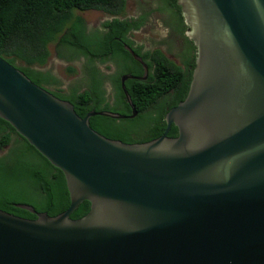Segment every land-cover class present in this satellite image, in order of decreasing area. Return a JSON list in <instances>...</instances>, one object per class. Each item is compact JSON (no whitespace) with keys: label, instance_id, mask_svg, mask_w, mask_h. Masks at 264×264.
<instances>
[{"label":"water","instance_id":"1","mask_svg":"<svg viewBox=\"0 0 264 264\" xmlns=\"http://www.w3.org/2000/svg\"><path fill=\"white\" fill-rule=\"evenodd\" d=\"M196 49L187 97L126 144L0 57V119L66 180L57 217L0 210V264H264V0H176ZM146 71L147 66L127 48ZM175 126L178 136L168 137ZM90 211L72 214L84 203Z\"/></svg>","mask_w":264,"mask_h":264},{"label":"trees","instance_id":"2","mask_svg":"<svg viewBox=\"0 0 264 264\" xmlns=\"http://www.w3.org/2000/svg\"><path fill=\"white\" fill-rule=\"evenodd\" d=\"M173 7L181 13L180 7ZM102 11L119 17L125 13V0H0V57L16 66L32 82L41 87L36 80L35 66H44L50 57L49 46L56 42L71 43L86 55L96 56L91 50L92 39L85 35V22L74 14L76 11ZM183 16L180 17V20ZM144 22L141 18L135 24L119 19L106 23L110 28L106 41L123 38L124 32L138 31ZM72 40H74L72 42ZM104 42V43H105ZM139 48L136 53H140ZM124 52V51H123ZM129 59L128 53H124ZM144 61L152 58L154 64L148 81H129L128 92L138 116L133 120H113L93 117L90 126L102 136L126 144H142L160 138L166 130V114L185 100L189 92L194 60L179 66L170 61L161 51L147 52ZM72 72V70H70ZM136 75L143 74L136 69ZM115 103H110L98 88L83 93L74 91L69 96L53 94L69 101L81 118L92 111H108L122 115L132 114L126 102L120 83H115ZM178 136L173 125L168 137ZM0 210L14 216L34 220L36 216L19 206H32L39 213L57 217L68 210L70 195L63 173L53 167L35 150L13 127L0 119ZM90 203H82L72 214L78 220L88 214Z\"/></svg>","mask_w":264,"mask_h":264},{"label":"flooded vegetation","instance_id":"3","mask_svg":"<svg viewBox=\"0 0 264 264\" xmlns=\"http://www.w3.org/2000/svg\"><path fill=\"white\" fill-rule=\"evenodd\" d=\"M165 3L168 5V34L170 35L171 39H174L175 46L179 49V58L181 60V64L183 65L189 62H192L196 58V49L193 45V42L188 38L189 29L185 24L184 19L180 20L182 15L179 11L173 7V0H164ZM177 4V1H176ZM115 17V16H113ZM118 19L111 18L110 20L103 22L100 28H97L94 31H90L88 27H86L85 35L90 36L92 39V48L91 50L94 52L96 56L86 55V51L84 49L83 52L80 51L78 48L73 47L70 43H64L66 47H63L65 53H70L71 55L79 56L82 58V66H81V79L80 83H84L86 86V91L98 88L99 92L104 94V97L108 100V97H112V102L115 103L116 93L114 91L115 83H120L122 87V83L126 87V84L129 81H139L128 79L125 82L122 81L124 77H138L142 78L146 75L145 68L134 60L130 52L127 48L132 49L135 54H137L143 62L147 66V79L142 81H148L150 72L154 68V64L152 62V58H148L144 61L143 55L147 52L154 53L157 50H147L141 46L136 45L132 40V35L138 31L130 30L124 32V39L123 38H115L114 41H106L105 37L109 34L110 28L106 27V23H112L114 20ZM141 18H126V19H119L122 22L127 21L129 24H135ZM74 40H72L73 42ZM105 42V43H104ZM50 47V46H49ZM141 48L140 53H136V51ZM72 50V51H70ZM124 51V52H123ZM160 51V50H159ZM128 53L131 57L129 59L124 53ZM162 52V51H161ZM163 53V52H162ZM75 58H72V60ZM58 60H63L62 58ZM71 60V61H72ZM173 62V61H172ZM68 63V61H67ZM176 63V62H174ZM177 64V63H176ZM179 65V64H178ZM136 69H142L143 74L141 76L136 75ZM35 70L38 73L36 80L41 83V87L46 89L52 94H59L61 96H69L74 91L80 92L76 88H68V83L66 79H61L56 75L54 67H47V64L44 66H35ZM85 92V91H84ZM131 115V114H126Z\"/></svg>","mask_w":264,"mask_h":264},{"label":"rangeland","instance_id":"4","mask_svg":"<svg viewBox=\"0 0 264 264\" xmlns=\"http://www.w3.org/2000/svg\"><path fill=\"white\" fill-rule=\"evenodd\" d=\"M126 10L118 19L126 18H142L143 26L141 30L132 35L133 42L147 50H160L163 54L177 65L181 64L179 58V49L176 48L174 39H171L168 34V5L164 0H125ZM74 14L81 17L86 27L90 31H94L101 27L103 22L116 18L102 11L90 10L86 12L76 11ZM66 44L56 42L49 47L50 57L47 62V67L55 68V73L61 79H66L68 88H76L80 92L86 91L84 83H80L82 58L65 53L63 47ZM72 51V50H70ZM73 52V51H72ZM62 58L63 60H58ZM72 58H75L72 60ZM72 60V61H71ZM68 61V63H67ZM17 67H24L22 62L16 64ZM72 70V72H70ZM108 101L112 102V97H108ZM6 151H0V156L5 155Z\"/></svg>","mask_w":264,"mask_h":264}]
</instances>
